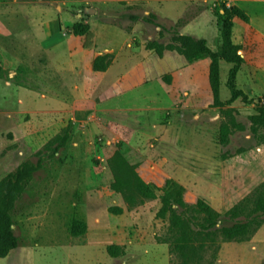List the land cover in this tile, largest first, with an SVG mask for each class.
Here are the masks:
<instances>
[{
	"label": "rangeland",
	"instance_id": "obj_1",
	"mask_svg": "<svg viewBox=\"0 0 264 264\" xmlns=\"http://www.w3.org/2000/svg\"><path fill=\"white\" fill-rule=\"evenodd\" d=\"M67 1L72 0H0V34H13L18 50L21 43L32 44L21 56L33 62L35 79L24 82L38 93L34 102L20 96L21 103H11L0 123V200L18 241L0 264H179L162 242L167 221L155 218L159 200L128 212L109 188L107 160L119 151L145 183L162 188L171 181L183 187L188 205L202 199L223 214L264 183V174L258 176L264 130L249 122L254 105L264 104V91L242 69L236 85L252 104L236 100L215 107L204 69L208 59L192 69L175 52L158 59L145 49L159 39L155 24L171 23L146 14L141 5ZM212 4L217 12L218 4ZM244 11L254 21L263 19L264 3H246ZM189 17L177 21L185 25ZM39 22L41 34H32ZM76 23L87 25L88 33L68 37ZM233 23L236 43L242 23ZM252 35L246 37L244 26V48L256 63ZM205 41L216 52L217 35ZM98 55L110 57L104 73L92 69ZM230 67L219 62L223 103L230 98ZM21 71L0 77L21 80ZM224 124L229 134L222 145ZM65 131L68 141L54 153L57 144L50 142ZM111 207H124L134 223L109 214ZM72 220L86 224L83 236L70 235ZM109 245L121 247L122 254L108 256ZM212 264H264V228L248 242L221 244Z\"/></svg>",
	"mask_w": 264,
	"mask_h": 264
},
{
	"label": "trees",
	"instance_id": "obj_2",
	"mask_svg": "<svg viewBox=\"0 0 264 264\" xmlns=\"http://www.w3.org/2000/svg\"><path fill=\"white\" fill-rule=\"evenodd\" d=\"M215 1L221 11L217 25L216 52L208 48L205 40L182 35L179 29L184 23L181 21L170 24L169 27L163 23L155 24L159 29V39L147 42L145 49L153 52L158 59L168 52H175L188 64L208 59V83L213 105L228 106L236 100H240L243 104H252L248 96L236 85V76L244 60L239 54L240 46L232 42L233 20L248 24L249 18L240 8L228 6V0ZM88 31L87 25L76 23L67 33L73 37H83ZM166 37L169 39L166 43H162L161 41ZM220 61L231 66L225 84L230 98L224 103L219 100ZM110 62L109 55L96 57L92 69L94 72L103 73ZM2 73L0 65V76ZM253 111L254 114L249 116L251 126L264 130V104L256 103ZM228 134V125H221L219 141L222 145L227 143ZM68 138L69 133L65 131L50 142L57 144L54 153L66 145ZM107 165L112 174L109 188L122 197L128 212L146 201L159 200L160 208L155 218L167 221V233L162 242L168 244L170 255L175 256L179 264H212L221 244L248 242L264 223V183L261 190L245 197L225 213L220 214L202 199H197L193 205L185 203L183 187L171 181H166L162 188L145 183L136 173V167L129 164L119 151L112 154L107 160ZM108 213L120 216L123 214V209L111 207ZM12 226L8 210L0 200V259L6 258L18 247ZM86 230L87 226L84 222L72 220L70 224L72 237L83 236ZM106 253L116 258L122 254V248L109 245L106 247Z\"/></svg>",
	"mask_w": 264,
	"mask_h": 264
},
{
	"label": "crops",
	"instance_id": "obj_3",
	"mask_svg": "<svg viewBox=\"0 0 264 264\" xmlns=\"http://www.w3.org/2000/svg\"><path fill=\"white\" fill-rule=\"evenodd\" d=\"M70 2L80 4L84 3L87 5L89 3L93 4L96 2H103L104 4H118L123 2L131 6L141 5L145 8L146 14H154L159 19H162L171 24L175 23L184 15L190 14L188 22L184 25L180 33L182 35H188L203 40H206L209 36L216 37L218 29L217 22L221 14L220 10H218L217 12L212 10L211 5H213V0H72ZM261 2L264 3V0H228L227 5L239 7L244 11V4ZM248 18V24H244L241 22L242 26L240 27V41L234 43L235 45L240 46L241 50L239 51V54L244 60V63L239 69V72L242 69L246 70L247 72L250 71L249 80L251 81V83H254L259 89L264 91V18H260L259 20L255 21L249 16ZM40 22L33 28L31 27L32 34H41ZM244 26L246 28V37H248L250 33H252V36L256 38L255 42L257 45L259 57V60L256 63L253 62V59L251 57L247 56L249 51L244 48ZM67 36L71 37L68 33ZM47 37L50 38L51 33H49ZM15 38L16 37H14L13 34H10V32L4 33L2 35L0 34V65L3 72L9 71L8 73H11L13 72V70L21 69V72L23 73L21 75V80L17 78L16 80L12 81L13 77H11V75L9 74L8 75L11 77L10 80L0 77V123H2L4 118L9 115L12 108L10 107L11 103H16L17 101L21 103L20 96H24V100L34 102L35 100H37L36 95H38V93L33 88H28L27 86H25L24 82L25 80H29L30 76L35 79V66L32 65L33 62L31 63L26 57L21 56L28 53L26 48L32 44L31 42H27V46L26 43H21L22 45H20V49L18 50L13 46L15 44L19 45L18 43H16V41H14ZM261 45L262 48H260ZM99 56L101 55H98L97 57ZM183 62L184 64L192 66L189 68L197 69V66H199L202 61H198L192 64L186 63L185 60ZM201 67H203V65ZM204 69H207L208 78V65H206L205 63ZM12 74L16 75V72ZM117 91L120 92V89H118ZM258 172L259 177L264 174V165ZM121 208H123V214L120 215V217L127 218L128 221H126V224L128 226H131L134 223L133 219L129 216V213L124 209V207ZM263 228L264 223L257 232H259Z\"/></svg>",
	"mask_w": 264,
	"mask_h": 264
},
{
	"label": "water",
	"instance_id": "obj_4",
	"mask_svg": "<svg viewBox=\"0 0 264 264\" xmlns=\"http://www.w3.org/2000/svg\"><path fill=\"white\" fill-rule=\"evenodd\" d=\"M89 12H93L92 10H90Z\"/></svg>",
	"mask_w": 264,
	"mask_h": 264
}]
</instances>
